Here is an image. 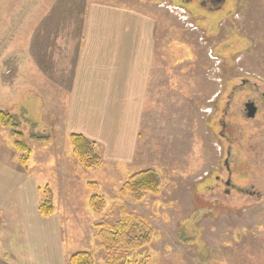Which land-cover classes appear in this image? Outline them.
Segmentation results:
<instances>
[{
	"label": "rangeland",
	"instance_id": "obj_1",
	"mask_svg": "<svg viewBox=\"0 0 264 264\" xmlns=\"http://www.w3.org/2000/svg\"><path fill=\"white\" fill-rule=\"evenodd\" d=\"M93 2L145 4L152 13L157 9L152 102L140 126L132 166L107 163L98 147L102 165L88 169L81 164L70 135L59 130L57 115L63 113L66 97L53 95L59 81L46 79L48 72L39 67H48L45 56L26 61L28 70L11 84L14 57H28V45L22 46L29 40L55 45L51 54L58 73L72 61L87 6ZM200 5L199 0H0V94L18 117L20 143L30 149L29 166L42 169L46 160L54 171L62 169L59 180L48 168L38 178L43 188L42 182H50L61 210L67 264L81 250H89L95 264H105L108 253L99 226L117 221L134 236L150 228V241L133 250L131 262L264 264V103L259 95L264 90V0H227L212 12ZM62 28L67 59L56 47ZM69 81L70 74L64 92ZM9 86L15 90L11 98ZM250 97L259 99L253 119L244 104ZM0 101L4 103L1 95ZM42 102L46 117L38 115ZM23 104L26 113L19 112ZM27 106L34 107L30 116ZM3 130L1 139L19 153L9 128ZM147 169L160 177L159 189L141 191L136 199L125 184ZM57 181L63 190L56 191ZM92 196L103 203L99 211L90 203Z\"/></svg>",
	"mask_w": 264,
	"mask_h": 264
},
{
	"label": "crops",
	"instance_id": "obj_2",
	"mask_svg": "<svg viewBox=\"0 0 264 264\" xmlns=\"http://www.w3.org/2000/svg\"><path fill=\"white\" fill-rule=\"evenodd\" d=\"M144 6L90 3L84 17L81 42L75 47L74 59L60 68L61 76L51 54L55 46L52 42L29 40L22 46L28 45V57H14L12 85L28 70L26 61L46 57L48 67L42 68L40 64L39 67L48 72L46 79L60 82L54 83L53 95L66 97L61 105L64 111L57 115L59 130L69 135L72 132L82 134L98 144L107 163L132 166L140 126L152 102L149 96L152 95V72L159 48L158 14L157 9L152 13ZM61 32L56 47L60 57L67 59L65 52L62 54L67 35L63 28ZM38 47L50 50L41 53L35 50ZM67 67L70 70L65 74ZM68 74L70 81L69 85L65 82L67 91L64 92ZM7 88V92L10 90L7 96L11 98L10 92L15 90L10 86ZM0 95L4 102L0 101V110L10 111L13 106L6 103L2 92ZM45 104H40L39 116L48 114ZM18 109L20 113H26L24 104ZM31 110L34 111V107H28L29 116ZM3 133L0 123V218L4 224L0 230V259L12 264H67L69 250L62 230L61 210L55 203V212L49 217L42 216L43 187L38 178L48 168L59 180L62 169L54 171L44 160L42 169L36 170L33 165L29 166L31 158L24 168L18 161V153L1 139ZM42 183L46 186L50 182ZM54 185L56 191L58 188L63 190L58 181Z\"/></svg>",
	"mask_w": 264,
	"mask_h": 264
},
{
	"label": "trees",
	"instance_id": "obj_3",
	"mask_svg": "<svg viewBox=\"0 0 264 264\" xmlns=\"http://www.w3.org/2000/svg\"><path fill=\"white\" fill-rule=\"evenodd\" d=\"M15 119H18L16 115L11 114L7 110H0L1 126L2 128L3 126L9 128L10 132L8 133L12 137V144H14L15 148L19 151L17 157L18 161L26 168L30 160V149L29 145L26 143H20V140L23 138V132L17 129L19 124L15 122ZM69 138L73 152L83 166L92 169L102 165V156L97 152L98 144L78 133L70 134ZM125 185L127 188L131 189V191L135 192L136 199H140L141 191H158L160 177L154 170L147 169L131 176ZM90 203L97 211L101 209L100 204H103L98 203L97 199L93 196ZM54 208L55 202L53 193L49 186L46 185V188L41 189L40 212L42 216L49 217L55 212ZM99 227L100 230H102L99 233V238L108 253L105 264H143L142 262H131L129 260L136 247L145 245L150 241L151 231L149 227L145 226L141 228L142 231L136 236L131 235L126 229L127 225L123 224L121 221H117V223L113 225L102 224ZM0 264L9 263L0 259ZM68 264H95V260L89 250H81L69 257Z\"/></svg>",
	"mask_w": 264,
	"mask_h": 264
},
{
	"label": "flooded vegetation",
	"instance_id": "obj_4",
	"mask_svg": "<svg viewBox=\"0 0 264 264\" xmlns=\"http://www.w3.org/2000/svg\"><path fill=\"white\" fill-rule=\"evenodd\" d=\"M188 1H194V0H188ZM227 0H199L200 2V6L201 8H203L204 11H207V12H212V11H217V10H221L224 6V4L226 3ZM205 16V15H204ZM259 95L261 96V101H263L264 103V90H262ZM250 102H254V104L256 105L257 107V113L256 115L258 114L259 112V99L256 98V97H250ZM247 102H245L244 104H246ZM255 115V117H256ZM253 117V118H255ZM251 118V119H253ZM264 125V124H263ZM253 145L250 144V150L252 148Z\"/></svg>",
	"mask_w": 264,
	"mask_h": 264
},
{
	"label": "water",
	"instance_id": "obj_5",
	"mask_svg": "<svg viewBox=\"0 0 264 264\" xmlns=\"http://www.w3.org/2000/svg\"><path fill=\"white\" fill-rule=\"evenodd\" d=\"M246 111H247V116L250 118L255 117L256 112H257V107L254 104V102H248L246 103Z\"/></svg>",
	"mask_w": 264,
	"mask_h": 264
}]
</instances>
